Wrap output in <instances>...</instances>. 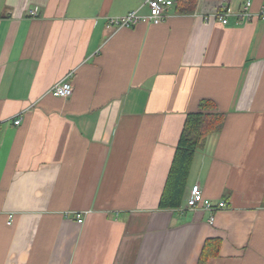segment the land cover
<instances>
[{
    "label": "crops",
    "instance_id": "0c3cea01",
    "mask_svg": "<svg viewBox=\"0 0 264 264\" xmlns=\"http://www.w3.org/2000/svg\"><path fill=\"white\" fill-rule=\"evenodd\" d=\"M171 1L159 24L115 28L146 0H0V264H197L208 238L221 244L206 264H264V20L206 21L219 0L189 14ZM66 79L71 96H52ZM204 99L225 120L181 205L160 208ZM194 184L226 207L188 210Z\"/></svg>",
    "mask_w": 264,
    "mask_h": 264
},
{
    "label": "trees",
    "instance_id": "16d2710c",
    "mask_svg": "<svg viewBox=\"0 0 264 264\" xmlns=\"http://www.w3.org/2000/svg\"><path fill=\"white\" fill-rule=\"evenodd\" d=\"M198 0H176L175 10L178 13H192ZM225 114L217 110L211 100H201L197 109L186 113L176 143L172 162L160 197V208H178L183 200L187 177L194 154L208 135L216 132L223 124ZM221 239L205 240L197 264H206L209 258L217 256Z\"/></svg>",
    "mask_w": 264,
    "mask_h": 264
},
{
    "label": "built area",
    "instance_id": "2783aa9c",
    "mask_svg": "<svg viewBox=\"0 0 264 264\" xmlns=\"http://www.w3.org/2000/svg\"><path fill=\"white\" fill-rule=\"evenodd\" d=\"M227 0H219L217 7L209 14L204 15V20L208 21L210 18L215 19L221 24H228L229 17L233 16L236 22L250 19L264 20V3L260 8L253 12L251 10V2L246 0L237 10L232 11L225 5ZM149 12L146 15H140L137 11L128 12L119 17H109L107 24L115 28L128 27L136 25L140 22H148L152 24H159L166 17V10L173 5L171 0H146ZM31 14H36V9L31 10ZM72 84L69 80H61L53 84L50 88V94L58 98H69L72 94ZM20 120L16 119L14 124H19ZM186 207L188 210L196 212L199 210L214 211L225 208L226 203L219 201L216 205L208 198L204 197L203 192L198 184L191 186L186 198ZM78 222H82L81 215L76 214ZM213 215L209 216L208 221L212 222Z\"/></svg>",
    "mask_w": 264,
    "mask_h": 264
}]
</instances>
